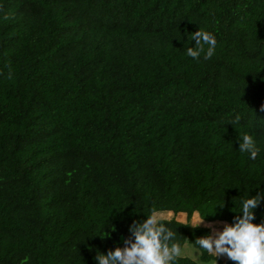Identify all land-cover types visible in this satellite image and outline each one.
Listing matches in <instances>:
<instances>
[{
  "label": "trees",
  "instance_id": "obj_1",
  "mask_svg": "<svg viewBox=\"0 0 264 264\" xmlns=\"http://www.w3.org/2000/svg\"><path fill=\"white\" fill-rule=\"evenodd\" d=\"M262 105L264 0H0V264H98L153 209L181 246L232 225L264 192Z\"/></svg>",
  "mask_w": 264,
  "mask_h": 264
},
{
  "label": "clouds",
  "instance_id": "obj_2",
  "mask_svg": "<svg viewBox=\"0 0 264 264\" xmlns=\"http://www.w3.org/2000/svg\"><path fill=\"white\" fill-rule=\"evenodd\" d=\"M191 40L195 41V46L188 47V57L199 60L203 54V59L209 60L214 56L217 41L212 33L198 29L192 33ZM8 78H12L11 71ZM261 110L264 111V105ZM239 121L240 116L237 114L229 123L235 124ZM239 150L248 153L249 158L253 160L260 151L253 137L248 134L243 135L242 142L239 141ZM262 199L264 192H257L255 196L243 200L242 215L236 217L235 223L225 224L223 230L216 232L215 236L205 235L197 238L193 242L197 254H209L214 257V264L221 256H226L235 264H264V223H252L255 219L254 210ZM172 216L174 213L169 214V223ZM204 217L197 214L192 223L187 219L177 223L197 228L204 223ZM205 226L215 231L211 225ZM129 230L133 239H125L123 248L116 247L107 255L98 253L95 257L98 264H177L178 258L183 256L177 232L166 226L164 217L155 209L142 222L134 221Z\"/></svg>",
  "mask_w": 264,
  "mask_h": 264
},
{
  "label": "rangeland",
  "instance_id": "obj_3",
  "mask_svg": "<svg viewBox=\"0 0 264 264\" xmlns=\"http://www.w3.org/2000/svg\"><path fill=\"white\" fill-rule=\"evenodd\" d=\"M161 213V215L164 217V218H170L169 217V214L170 212H159ZM173 217V216H172ZM177 219H180V220H185V217L182 213L180 214H177L175 216ZM196 217V214L191 218V223L194 221V218ZM204 224H206L204 222ZM226 223H223V222H210L208 223V225H211L212 228L215 230L211 231V234L210 235H213L215 236L216 232H219V231H222L223 230V227L225 226ZM182 249H183V256H186V257H189L195 261H197L199 264H213V261L210 260V261H203L200 259V255L197 254L196 252V249L195 247H193L191 244L189 243H185L183 246H182ZM220 258L222 259H225L226 256H221Z\"/></svg>",
  "mask_w": 264,
  "mask_h": 264
}]
</instances>
